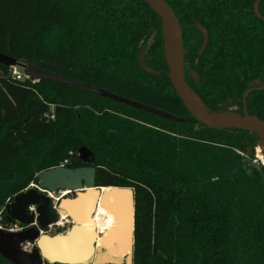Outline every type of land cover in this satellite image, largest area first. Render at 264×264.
<instances>
[{"label":"trees","instance_id":"1","mask_svg":"<svg viewBox=\"0 0 264 264\" xmlns=\"http://www.w3.org/2000/svg\"><path fill=\"white\" fill-rule=\"evenodd\" d=\"M166 1L182 29L188 84L212 111L242 114L246 106L264 120V89L243 102L247 89L264 86L256 0ZM197 23L208 32L202 54ZM164 47L162 20L143 0H0V53L21 69L35 64L185 119L55 80H17L0 63L1 223L8 199L39 172L93 165L97 186L134 189L132 264H264L260 139L194 120L167 77ZM143 49L158 75L140 66ZM83 146L92 163L81 160ZM0 264L13 263L0 255Z\"/></svg>","mask_w":264,"mask_h":264},{"label":"water","instance_id":"2","mask_svg":"<svg viewBox=\"0 0 264 264\" xmlns=\"http://www.w3.org/2000/svg\"><path fill=\"white\" fill-rule=\"evenodd\" d=\"M143 1L162 20L165 59L169 68L167 77L194 120L213 128L247 130L257 134L260 139L258 146L264 142V120L256 114H250L246 106L242 114L233 111H212L207 107L186 80L183 33L174 10L166 0ZM260 1H255L254 12L257 17L264 20V16L259 12ZM196 26L204 39L199 50V54H202L208 42V32L202 25L197 23ZM0 63L10 67L20 65L15 58L3 53H0ZM139 63L146 72L154 75L159 74L158 71L146 64L144 49L139 56ZM22 67L36 79L55 80L168 120H185L163 109L73 80L35 64L22 65ZM188 73L195 81L199 80V75L194 70L189 69ZM254 89H264V86L247 89L243 96L244 104L248 93ZM78 154L82 161L93 162L94 155L86 146L81 147ZM262 164L264 165L263 162ZM95 177L96 168L93 165L77 168L59 165L39 172L37 180L32 182L30 187L16 194L13 200L6 204L8 221L10 223L17 222L24 225L25 228L19 231L0 229V255L13 264H45L46 262L51 264H132L135 227L134 189L131 187L97 186ZM54 193H59V195L52 197L50 194ZM100 201H103L104 207L113 210L118 216L117 231L122 228L126 230L124 246L117 251L114 249L109 252L107 249L109 244H118V239L112 238L111 234L100 233L99 236L102 238L104 246H98L97 239L91 237L94 231L88 237L78 231L84 225L83 222L93 216ZM30 206L35 207L36 214L29 211ZM78 209L80 210L78 211ZM81 210L84 212L80 213ZM62 215H65L64 224H58ZM53 225L65 229L61 233L49 235L47 230ZM75 235H79L81 240L89 242V245L87 244L89 247L83 251H75V244L72 242ZM26 241L33 243L34 246L31 250L21 247V243ZM63 244L66 246L62 247Z\"/></svg>","mask_w":264,"mask_h":264},{"label":"bare ground","instance_id":"3","mask_svg":"<svg viewBox=\"0 0 264 264\" xmlns=\"http://www.w3.org/2000/svg\"><path fill=\"white\" fill-rule=\"evenodd\" d=\"M167 39H168V36H167ZM257 149L260 152V155L258 156V158L260 157L261 161L264 163V142H261L260 145L257 147ZM61 193H63V192H61ZM50 195L52 197H56V196H54V194H50ZM79 210L80 209H78V211ZM83 212H84V210L80 211V213H83ZM64 218H65V215H62L61 220L59 221L58 224H64V221H63ZM83 224L84 225L78 230L80 232V234L83 233V235L88 237L94 231L92 233L91 237H92V239L93 238L97 239L98 236L100 235V233L106 234L112 229L117 230L119 227V219H118V216L113 212V210H110V209L108 210V208L103 206V201H100L99 206L96 209L93 216H91L90 218H87V220H85V222H83ZM118 232L123 234L124 236L127 235L126 230L124 228H122V230L120 229ZM82 241H84V239L81 240L79 235L73 236L72 242H73V244H75V247H74L75 251H77V250L83 251L85 248L89 247V246H87V244L89 245V242L84 241L82 243ZM61 246L65 247L66 245L63 244ZM78 261H80V260H78Z\"/></svg>","mask_w":264,"mask_h":264},{"label":"built area","instance_id":"4","mask_svg":"<svg viewBox=\"0 0 264 264\" xmlns=\"http://www.w3.org/2000/svg\"><path fill=\"white\" fill-rule=\"evenodd\" d=\"M20 67L18 65L16 66H12V74L13 76H15V78L17 80H24V79H29L31 77V75H29L24 68L23 69H19ZM46 117L49 119H54V112H53V107H51L50 111H48L46 113ZM256 161V159L254 160ZM66 162V161H65ZM63 165V164H61ZM32 185V183L29 185V187ZM28 188V187H27ZM26 188V189H27ZM12 200L8 199L7 204L9 202H11ZM29 211L33 212L36 214V210L34 206H30L29 207ZM0 220H1V214H0ZM17 223V222H16ZM0 229L5 230V231H19L22 230V227H19L18 224H14V223H10L9 221H7L5 224L0 222ZM25 244H31V242L26 241L21 243V247L25 250H28V246H26ZM32 245V244H31Z\"/></svg>","mask_w":264,"mask_h":264},{"label":"rangeland","instance_id":"5","mask_svg":"<svg viewBox=\"0 0 264 264\" xmlns=\"http://www.w3.org/2000/svg\"><path fill=\"white\" fill-rule=\"evenodd\" d=\"M257 147H256V150H255V156H256V158L258 160L261 161L260 157L258 158V156L260 155V152L257 149ZM58 195H59V193H54V196H58ZM63 229H65V228L64 227H61V226H58V225H53V226L49 227V229L47 230V233L49 235H54L56 233H61ZM108 233L113 236L112 238H114V239L117 238L118 239V242H117L118 244L117 245L109 244L107 246V249L109 250V252L110 251H114V249H115V251H117V249H122L123 246H124V241H125L126 236H124L123 234L119 233L115 229L110 230ZM108 233H106V234H108ZM97 243H98V246H104V244L102 243V238L100 236H98V238H97ZM25 245L28 246V250H31L32 249V245L31 244H25Z\"/></svg>","mask_w":264,"mask_h":264},{"label":"flooded vegetation","instance_id":"6","mask_svg":"<svg viewBox=\"0 0 264 264\" xmlns=\"http://www.w3.org/2000/svg\"><path fill=\"white\" fill-rule=\"evenodd\" d=\"M14 224H18L19 227L25 228L24 225H21V224H19V223H14ZM31 244H32V248H33L34 245H33V243H31Z\"/></svg>","mask_w":264,"mask_h":264}]
</instances>
